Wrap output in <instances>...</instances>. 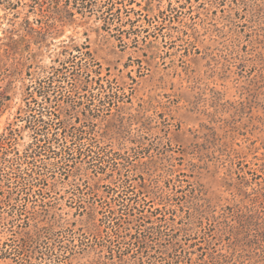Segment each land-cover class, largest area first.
Masks as SVG:
<instances>
[{
    "label": "rangeland",
    "instance_id": "1",
    "mask_svg": "<svg viewBox=\"0 0 264 264\" xmlns=\"http://www.w3.org/2000/svg\"><path fill=\"white\" fill-rule=\"evenodd\" d=\"M62 65L69 81L54 80L55 122L84 132L101 122L78 142L58 134L74 158L24 157L27 94ZM73 75L89 82L85 90ZM109 91L122 109L110 115L102 99ZM120 120L129 132L115 130ZM93 141L130 156L112 181L91 173L101 163L77 159ZM75 167L86 179L73 177ZM142 178L169 201L161 212L147 194L136 198L146 200L144 221L130 223L128 264L139 255L141 264H264V0H0V190L22 196L6 203L0 195L3 216L31 212L29 199L45 193L54 228L75 222L93 232L91 209L97 221L109 203L124 222L121 180L137 194ZM9 234L0 227V243ZM138 238L152 249L136 251Z\"/></svg>",
    "mask_w": 264,
    "mask_h": 264
},
{
    "label": "trees",
    "instance_id": "2",
    "mask_svg": "<svg viewBox=\"0 0 264 264\" xmlns=\"http://www.w3.org/2000/svg\"><path fill=\"white\" fill-rule=\"evenodd\" d=\"M65 69L66 67L63 65L60 66V68L53 69L48 77H44L38 82L39 88L31 93L28 92L27 94V113L24 118V123L25 129L31 134V143L25 150L26 153H24V157H34L43 152L51 154L53 158L58 157L60 154H64L68 159L74 158L72 157V153H70L71 150L67 142L60 141L61 139H59L58 134H61L60 136L63 135L61 137L63 140L66 139V137H69V142H78L83 139L85 133L93 134L95 131V124L98 118H95V121H90L86 132H84L81 126L78 128L74 126L73 131H69V128H71L70 126L73 125V123L67 120H61L56 123L55 121L59 120V118L48 111V108L51 109L53 107L52 102H56L54 98L53 100L51 99L54 94V80L58 81L60 84L65 82L68 83L69 81L68 75L63 73V70ZM94 75L99 76L97 72H95ZM72 78L75 79L76 83H79L82 91L86 89L89 82H86L84 79H77V76L75 75H73ZM98 78L99 79L95 81L96 84H99L98 81L103 79L100 78V76ZM111 87L112 86H109V88ZM112 90L113 89L111 88V91ZM108 93L111 94L102 98L104 100L103 106L106 108L107 114H112L113 110L115 112L122 111L119 106L115 105L119 100L118 94L110 91ZM35 96L40 98V101H38ZM102 99H98V101L101 103ZM98 122L101 121L98 120ZM119 122L120 124L115 130L118 132L123 130L126 131L128 127L122 120ZM15 132L18 131L15 130ZM102 137L106 139L107 136L106 134H102ZM130 142L135 143L132 142V140H130ZM92 143L94 144L92 145L88 143L87 147L83 145L81 149H77V159L86 156L91 161L89 163L99 162L104 167L105 165H108L109 171L112 174H107L102 166L97 167V169L91 173H94V175H103L105 173L112 181L113 172L116 171L120 175L121 169L126 166L125 164H128L130 156L120 155L116 158L117 156L114 153H108L104 146H99L100 144L97 141H93ZM56 148L58 151L55 150ZM93 148H97L98 151H92ZM133 153L139 154L140 152L134 150ZM105 156H107L108 160L101 162ZM81 171L82 169L75 167L72 172L74 173L73 177H75V179L81 177V180L86 179L83 178L84 176ZM62 175L66 177V179H63H65L67 183L74 185L71 182H68L70 177L69 172L65 171ZM121 181L123 187L122 192H124L123 198L121 199V207L124 208V212L121 213V215L126 216L127 219H125L124 222H117L115 220L116 211H114L108 203L106 204L107 215L101 214V217L97 218V222L94 218L95 210L91 209V212L88 213V215H90L88 219L92 221L94 226L92 230L93 232H84L81 228L74 229L75 222H71L70 225L65 228H60L59 226L54 228L55 224L51 223V221L55 220L56 216L54 213H50V209L53 208L54 204H51L50 201H45V193L40 195V197H42L41 200L36 198L40 193L34 196V198L31 197V200L29 199V203L32 206L31 212L21 210L14 214L10 211L6 212V218L3 216L4 211L0 212V220L2 221V226L0 227L2 228L3 233L7 230L10 233L9 235H12V240L7 239L3 243H0V259H10L15 264H128L127 261H129V258L133 257L131 252H129L130 243H127L128 239L130 241L132 239V234L129 230L130 223L133 221L135 223L133 226H140L139 223L144 221V215L142 214L144 209L141 210V205H144L146 200L142 199V201H138L136 198L142 194H147V196L153 200H157V205L162 206L155 209V211L161 212H164L163 208L167 207L166 203H168L169 198L163 195V189H161L162 192H158L156 188H150V186L146 184L145 178H142V182L139 185L141 190H139L137 194L132 193L133 191L131 189L130 180L122 179ZM36 183V187L39 188H43V185L47 186L43 180H38ZM52 185L55 187L54 183H52ZM29 189L30 188L24 189L21 193L26 195ZM0 191V195L6 203L10 202V200H19V198L22 197L20 193H16L13 190H7L6 193L3 192V189ZM113 193L114 191H112V194ZM130 193L135 196L131 197L132 194ZM77 209L78 215L81 216L83 210L80 211V209H84L83 206H78ZM165 211H170V209ZM58 217L59 220H62L61 216ZM105 229H112V234L104 235L103 232H105ZM134 233H136V231ZM156 233L160 235V232L156 231ZM134 242L137 244L136 251L140 250V252H148L149 249H152L146 239L142 240L141 238H138L134 239ZM172 251L176 252L175 249ZM91 252H94L96 256L93 259H88ZM142 258V255H139L134 264H141ZM79 259L84 260V263H77ZM115 259H117L116 261L118 263L115 262Z\"/></svg>",
    "mask_w": 264,
    "mask_h": 264
}]
</instances>
